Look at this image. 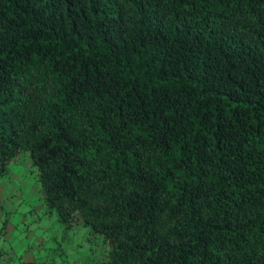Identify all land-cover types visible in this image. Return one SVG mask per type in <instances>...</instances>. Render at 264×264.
I'll list each match as a JSON object with an SVG mask.
<instances>
[{
  "label": "trees",
  "instance_id": "trees-1",
  "mask_svg": "<svg viewBox=\"0 0 264 264\" xmlns=\"http://www.w3.org/2000/svg\"><path fill=\"white\" fill-rule=\"evenodd\" d=\"M22 156L94 264H264V0H0Z\"/></svg>",
  "mask_w": 264,
  "mask_h": 264
},
{
  "label": "rangeland",
  "instance_id": "rangeland-1",
  "mask_svg": "<svg viewBox=\"0 0 264 264\" xmlns=\"http://www.w3.org/2000/svg\"><path fill=\"white\" fill-rule=\"evenodd\" d=\"M0 204L16 219L10 229L0 227V264H94L101 257L98 237L91 240L85 226L61 224L41 202L25 156L0 178Z\"/></svg>",
  "mask_w": 264,
  "mask_h": 264
},
{
  "label": "crops",
  "instance_id": "crops-1",
  "mask_svg": "<svg viewBox=\"0 0 264 264\" xmlns=\"http://www.w3.org/2000/svg\"><path fill=\"white\" fill-rule=\"evenodd\" d=\"M13 216H14V212L12 210H9V217L4 227L5 231L10 229L11 227L10 225H12L15 222L16 219H14ZM0 258H1V255H0Z\"/></svg>",
  "mask_w": 264,
  "mask_h": 264
}]
</instances>
